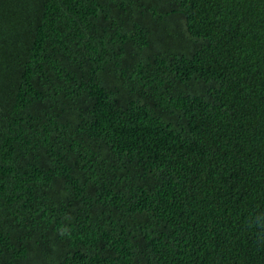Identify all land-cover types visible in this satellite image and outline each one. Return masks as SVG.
Wrapping results in <instances>:
<instances>
[{"label":"trees","instance_id":"obj_1","mask_svg":"<svg viewBox=\"0 0 264 264\" xmlns=\"http://www.w3.org/2000/svg\"><path fill=\"white\" fill-rule=\"evenodd\" d=\"M0 264H264V0H0Z\"/></svg>","mask_w":264,"mask_h":264}]
</instances>
